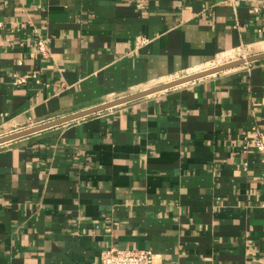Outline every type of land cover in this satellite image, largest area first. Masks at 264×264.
I'll return each instance as SVG.
<instances>
[{"label": "crops", "instance_id": "0c3cea01", "mask_svg": "<svg viewBox=\"0 0 264 264\" xmlns=\"http://www.w3.org/2000/svg\"><path fill=\"white\" fill-rule=\"evenodd\" d=\"M261 53L260 0H0V136ZM261 135L264 59L0 145V264H264Z\"/></svg>", "mask_w": 264, "mask_h": 264}, {"label": "water", "instance_id": "95a60500", "mask_svg": "<svg viewBox=\"0 0 264 264\" xmlns=\"http://www.w3.org/2000/svg\"><path fill=\"white\" fill-rule=\"evenodd\" d=\"M263 59H264V53L253 55V56L242 58V59L233 60V61L221 64V65H218L216 67H213V68H210V69H207V70H204V71H201V72H198V73H195V74H192V75H189V76H186V77L174 80V81H170L168 83L155 86L153 88L141 91L139 93H134V94L116 99L114 101H110V102L92 107L84 111L73 113L66 117L58 118V119L34 126V127H30V128L18 131L16 133H12L4 137H0V145H4L6 143H10V142L28 137L30 135L37 134V133L58 127V126L76 121L78 119L85 118L87 116L100 113L102 111L147 97L149 95L159 93L162 91H166L168 89L175 88V87H178L180 85H183L189 82L196 81L198 79H201V78L213 75V74H217V73L229 70V69H233V68H236V67L248 64V63H252L255 61L263 60Z\"/></svg>", "mask_w": 264, "mask_h": 264}, {"label": "built area", "instance_id": "2783aa9c", "mask_svg": "<svg viewBox=\"0 0 264 264\" xmlns=\"http://www.w3.org/2000/svg\"><path fill=\"white\" fill-rule=\"evenodd\" d=\"M260 4L264 6V0H260ZM261 6L255 7L256 12H260ZM37 48L39 51L46 55L48 52L47 43L42 38L37 40ZM29 75L16 77L15 83L20 85L27 83ZM10 135V134H9ZM7 136V135H4ZM0 136V137H4ZM259 151L262 161L264 162V136L261 135L252 141ZM101 264H162L157 261V255L148 249H117L110 248L102 252Z\"/></svg>", "mask_w": 264, "mask_h": 264}, {"label": "rangeland", "instance_id": "374dc122", "mask_svg": "<svg viewBox=\"0 0 264 264\" xmlns=\"http://www.w3.org/2000/svg\"><path fill=\"white\" fill-rule=\"evenodd\" d=\"M246 57H250V56H246ZM234 58L237 60L238 55H233V56L227 58L226 60L229 59V61H224V59H223V60L221 59V60L219 61V63H215L214 65L218 66L220 63H221V64H224V63H227V62L233 61L232 59H234ZM242 58H244V57H241V58H238V59H242ZM230 59H231V60H230ZM222 62H223V63H222ZM221 64H220V65H221Z\"/></svg>", "mask_w": 264, "mask_h": 264}]
</instances>
